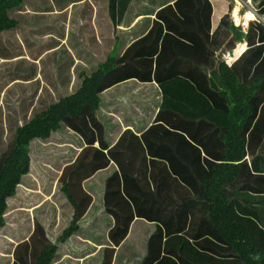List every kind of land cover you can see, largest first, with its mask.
I'll return each instance as SVG.
<instances>
[{"label": "trees", "instance_id": "1", "mask_svg": "<svg viewBox=\"0 0 264 264\" xmlns=\"http://www.w3.org/2000/svg\"><path fill=\"white\" fill-rule=\"evenodd\" d=\"M27 1L0 0V34L4 33L5 36L21 25L11 12L22 8ZM106 1L110 20L118 27L133 0ZM224 2L226 6L225 0H179L175 5H168L158 13L154 27L149 33L129 47L122 57H119L117 49H114L92 75L84 73L85 80L78 92L61 97L58 102L36 113L29 123L17 129L13 150L5 158L4 166L0 169V241L6 237L4 242L12 249L17 244L15 240L19 243L15 246L14 254L0 249V264H59L60 256L64 253V250L59 249L60 245L70 243L72 237L81 233L84 229L81 221L93 204V197L85 190L84 183L110 162L104 151L108 147L105 141L101 149L87 146L84 152L72 161L77 149L71 144H65L67 141H74L70 139L75 138L70 131L85 133L87 128L91 129V120L94 119L95 123L100 124L96 115L101 114V107L104 106L101 102L104 97L102 93L117 83L127 79L142 82L154 80L152 68L156 58L158 61L169 58L171 52L188 46L187 42L200 47L209 41L213 43L215 6H223ZM237 11H234V18L239 22ZM247 14H251L254 19L256 17L252 12ZM254 19H248L247 25ZM193 31H199L203 36L196 35ZM244 36L245 33L237 32L232 44L243 42ZM249 37L252 48L248 53L263 54L264 43L256 45L254 35L250 33ZM240 46H244L240 52L242 54L247 50V45ZM235 56L229 57V61ZM255 58L259 60L261 56L254 55L253 60ZM217 74L222 88L220 89V84L213 80L214 88L224 98L226 105L223 108H218L216 102L186 77L167 75L157 79L163 92V104L157 119H161L163 112L171 111L179 114L181 118L207 120L205 122L210 123L211 127L226 129L225 155L221 162L212 164L211 175L204 180L210 222L219 238L228 246V253L236 256L239 264H264V225L256 219V216L261 221L264 218V178H260L259 182L252 181L251 171L247 169L249 163L245 160L248 155V134L259 117L261 107H264V75L254 78L249 84L240 82L235 71L225 61L220 62ZM141 90L143 91V86ZM142 93H139L136 102H140L141 109L144 110L146 102L142 100ZM158 103L155 101L154 111L157 110ZM101 133L105 139L104 129ZM87 138L90 140L89 135ZM90 141L94 144V139ZM42 142L47 143V146H43ZM48 149H52V152L48 155L42 154L43 150ZM60 154L64 155L63 161ZM50 156H54V161H50ZM45 162L49 164L46 165ZM64 164L67 166L56 182L58 191L55 194L60 198L58 205L52 199H45L48 197L45 192L32 188L37 185L33 176L40 180L52 178L50 181L54 182L58 177V169ZM27 178L32 180V186L28 184ZM239 180H246L253 186L257 184L254 189L260 194L262 207L256 208V211L250 210L238 199L232 200L228 191ZM176 181L177 185H182L178 179ZM24 185L40 197L39 202L36 197L32 201L33 196ZM163 189L178 193V187L172 184L167 187L165 184ZM168 196L173 197L171 194ZM132 198L124 194L122 178L116 171L113 177L108 179L105 195L108 212L115 220V225L108 233L110 245L84 260L85 264H182L183 258L179 257L181 262L178 263L172 257L178 253L170 251V248L167 250L171 253L163 257L162 252L156 250L154 245L149 252L151 241L148 243L146 257L143 256L144 251L138 247H133L128 254L122 251L117 255L116 249L127 238L136 217V210L133 209L136 203L134 194ZM13 201H17L22 207L30 208V213L32 209L31 214L35 222V225L31 224L29 227L24 222H18L17 224L22 226L16 234L11 231L12 218L9 216ZM182 212L189 213L188 210ZM177 223L178 225H174V233L178 234L187 229V217L185 219L180 216ZM101 229L104 227L93 225V231ZM185 247L189 249L187 255L195 249L188 240ZM135 250L140 254L138 258L137 254L131 253ZM89 254L90 251L84 252L85 257ZM64 262L73 264L71 260Z\"/></svg>", "mask_w": 264, "mask_h": 264}, {"label": "crops", "instance_id": "2", "mask_svg": "<svg viewBox=\"0 0 264 264\" xmlns=\"http://www.w3.org/2000/svg\"><path fill=\"white\" fill-rule=\"evenodd\" d=\"M178 1H155L154 6H157L158 3L160 5L158 6L159 10L154 14L152 0H133L121 24L115 27L110 20L112 24L110 29L108 28L104 31L102 26H105L103 22L107 16L100 18V10L98 9L102 4L100 0H93L92 5L94 10L87 17V20L92 17L87 25L83 22L84 10L79 8L78 11L77 8L73 9L67 15H64L59 26L65 32L63 36H58L59 39L51 35L49 30H44L42 33L38 30L37 32L41 34V37L35 36L37 41L35 46L38 52L35 57L31 55L34 58L32 59L31 57L32 60L46 58L47 55L52 53L53 46L57 45L69 51L68 57L70 58V62L64 65L65 68H69L59 71V82L57 86H53L52 88L49 83H46L44 84L42 92L49 93V97L55 99L53 103L58 102L61 97L78 92L85 80L84 73L92 75L98 70L99 65L107 60L114 49H117V55L122 57L129 47L149 33L145 26L141 25L144 21V15H158L162 9L168 7V5H175ZM225 1L227 2L226 6L225 2L223 6H215L212 31V38L215 40L213 43L209 41L206 45L200 47L191 42H187L189 44L188 46L182 47L180 51L175 50L171 52L169 58H163L159 61L156 58L154 68H152V78L154 80L142 82L139 80L134 81L136 79H127L102 93L104 97L101 102L104 106L101 107V114H97L96 117L103 128L100 124L94 122L96 119L93 117L94 120H91V129L87 128L85 133L81 134L70 131L75 137L70 139L74 141H67L65 144L71 143L77 149V154L73 157L72 161H75L87 146L100 148L103 146V141L108 144V147L104 151L106 157L110 159L109 164L96 171L94 176L84 183L85 190L93 197V204L81 221V226L85 225L87 227L92 225V228L81 231V233L76 235L80 237V234H87L92 237L103 233V238L92 237L93 244L97 240L101 242V244L95 247L96 253L110 245L108 233L115 225V220L108 212L109 206L105 203V195L108 179L113 177L117 171L118 175L122 178L124 194L131 199H133L132 194H134L136 203H138L137 205L135 203L133 208L134 211L136 210L135 220L131 224L127 238L116 249L117 255L124 250L130 252L133 247H138L144 251L143 256L146 257L148 255V243L151 241L149 252L151 251L152 245H154L156 250L162 252L163 257L171 253L167 250L170 248V251H176L178 253V255L173 254L174 256H172L178 263L181 262L179 257H182V264H203L199 255L207 254L205 257L209 255L210 257L205 264H239L238 258L229 253L227 258L220 257L221 247L228 248V246L222 242L219 236L216 239L209 237L210 241H204L208 230L205 229L206 235L200 231L198 232L202 228L201 219L198 218V210H203L204 207H207L208 201L207 204H204L200 196L197 195V192L203 190L205 194L204 180L210 177L212 164L221 162L225 155L224 137L226 129L211 127L210 123L205 122L207 120L181 118L179 114L171 111L163 112L161 119H157L163 104V92L157 79L165 78L167 75L183 76L190 79L196 84L199 90L207 94L217 103L218 108H223L226 105L224 98L214 88L213 82L215 80L220 84V89L222 88L220 78L217 74L221 61H225L232 67L240 82L249 84L254 81V74L260 67L262 63L261 59L264 55L257 54L256 52H251L252 54L250 52L248 53L252 48L249 35L250 33L254 35L256 45L262 44L264 39L257 35L254 27L245 28V17L240 16V12L244 14L253 11L252 4L254 5V0H237L240 4L244 5L242 6L237 3L231 13L234 18V11L236 9L238 10L239 22L242 25L239 27L234 23L229 25L230 29L226 28L227 24H224L223 20L229 12V6H232L229 3L233 2V0ZM28 2L29 0L19 10L12 11L11 15L18 20L22 17L31 16L32 13L26 10L29 4ZM244 6L246 7L245 12L243 10ZM146 10H151L152 12L147 13ZM61 13L64 14L62 11ZM50 14L51 12H47L46 16H50ZM154 18L157 20V17ZM220 21H223L221 30L216 34L215 29ZM100 22L101 24L103 23L102 26H99ZM69 24L77 27L81 26L82 29L85 26H89V31L86 28L84 29V33L87 34L92 31L94 43H92L91 36L88 34L89 45L86 43V46L80 47L79 44L82 43L81 39L83 38V33H80L79 36H76V42L73 45L72 40H74L79 28L70 27V30H68ZM19 28H21V25L17 29ZM17 29L13 31L16 32L18 31ZM116 30L118 31L117 35ZM13 31H9L7 34ZM237 32L239 34L245 33L243 42H235L232 44L234 35ZM193 33L203 36L199 31H193ZM20 34L15 39H19L16 42L19 45H23L24 36L23 33ZM6 37V35L3 38L0 36V48L12 43ZM42 37L48 40L46 46L41 43ZM50 38L53 42L50 41ZM204 39L206 38L204 37ZM65 40L68 43H64ZM119 40H123L121 47L116 45ZM244 44L247 45V50L239 56H235L238 47ZM60 50L58 49V51ZM246 53L248 54L245 57ZM232 55L235 57L232 61H229V57ZM254 55H260L261 59L258 60V58H255L253 60ZM25 57L24 55L19 56L17 57L19 59L17 61L25 60ZM244 60L245 62H243ZM141 86H143V91L141 90ZM31 87L33 89L38 88V84L34 83ZM140 92H143L142 100L146 102L144 104V110L141 109L142 105H140V102H136ZM155 101L159 102L156 111H154ZM103 129L105 139L103 138V133H101ZM87 135L90 136V140L94 139V144H91L92 142L87 138ZM247 150L248 155L245 159L249 163L247 169L251 171L252 181L259 182L260 178H264L263 106L261 107L257 121L248 134ZM142 156L146 157L141 158ZM54 159V156H50V161H54ZM60 159L63 161L64 155L60 154ZM45 164L47 165L49 163L45 162ZM65 166L67 164L62 165L58 169L57 180L61 177ZM45 172L47 171L45 170ZM177 179L182 185H177ZM198 182L200 189H197ZM262 183L264 184V181ZM165 184L166 187L171 184L174 187H178V193L166 191L169 188L164 190L163 187ZM256 186L257 184L254 186L237 187L234 190L236 193L235 196H239V202L250 210L261 207L260 194L254 189ZM168 194L173 195V197H169ZM172 206L175 207V211L180 209L181 211L191 210L198 212L193 214L195 220H197L194 224V229L187 228L178 234L174 233L176 232L174 231V225H178L177 221L179 217L177 215L168 217L167 211ZM182 215H187V213L185 214L183 212ZM256 219L260 221L261 225H264V218L261 221L256 216ZM93 225H100L104 229L93 231ZM142 226L147 227V229H141ZM154 234L156 235L154 236ZM72 240L73 237L71 242L74 244L75 241ZM187 240L195 248L193 252L190 251L189 255H187L189 249L185 247ZM202 242H205V245ZM79 244L83 245L82 243ZM71 255L73 257H70ZM64 260H71L73 264L86 263L77 252H70L69 249H64V253L60 256L59 264H65Z\"/></svg>", "mask_w": 264, "mask_h": 264}, {"label": "rangeland", "instance_id": "3", "mask_svg": "<svg viewBox=\"0 0 264 264\" xmlns=\"http://www.w3.org/2000/svg\"><path fill=\"white\" fill-rule=\"evenodd\" d=\"M155 1L158 0H152V9H154V14L157 13L159 10L160 3L155 5ZM101 6L98 10H100V18L107 16V18L104 20L103 23H105V26H102L101 22L99 23V26H102V29L106 31L108 28L111 27V21L109 18L108 13V2L106 0H100ZM28 6L26 10L31 14V16L28 17H22L19 21L21 22V28L17 29L16 32H10V34H5L7 37L6 39L11 40L12 43L10 45H4L2 48H0V169L3 168L5 158L9 155V153L13 150L14 147V140L16 139V131L20 126H23L31 121L36 113L41 112L43 109L47 108L53 101L54 98L49 97V93L42 92L44 84L49 83L50 86H57L58 81V74L60 70H67L68 68H65V63L70 62V58L68 57L69 51L65 50L64 47L61 46H53L52 53L50 55H47L46 58L37 60L34 59L32 56L35 57V55L38 52V49L36 48V39L35 36L41 37V34H38V30L40 33H42L44 30L51 32V35H54L57 39H59L58 36H63L64 32L63 29L59 26V24L62 22V19L64 15H67L69 12H72L73 9H77L79 11V8L84 10V24L87 25L88 21L91 20L89 18L87 20V17L92 14V10H94L93 7V0H29ZM240 4L237 0H233V2L229 3L232 6H229V12L225 15L224 24H227L226 28L230 29L229 25H232L235 23V25L239 26L242 25L240 22H236L235 19L232 16V9L236 4ZM244 5V4H240ZM253 12L256 15L255 19L251 21V25L245 26V28L248 27H254V31L257 33L259 37L264 39V1L261 0H254V5L252 4ZM235 8V7H234ZM248 8V7H247ZM244 12L246 11V7H243ZM242 10V11H243ZM249 10V9H248ZM247 10V11H248ZM61 11L64 13L62 14ZM47 12H51L50 16H46ZM147 13L152 12L151 10H146ZM56 13V14H54ZM231 14V15H230ZM247 13L242 14L240 12V16L245 17ZM22 15V14H21ZM150 15V14H148ZM157 15H151L146 16L144 15V21L141 23V25H144L147 31H150L152 26H154V22L156 21ZM139 20V19H138ZM222 21V22H223ZM259 21V22H258ZM136 22V21H135ZM222 22L220 21L219 24H217L215 33H219L221 30ZM220 25V26H219ZM70 27H75L78 29L77 34L74 37L73 45H75V38L76 36H79L80 33H83V38L81 39V42L79 46H86V43L89 45V36L92 40V43H94V36L93 32L90 31L89 33L85 34L84 29L87 28V31H89V26H85L83 29L81 26H72L71 24L68 25V30H70ZM243 28V27H242ZM16 30V29H15ZM12 31V30H11ZM9 33V32H8ZM23 33L24 36V43L23 45H19L16 41L19 39H15V37H19ZM118 34V31L116 30V35ZM0 36L3 38L4 33L0 34ZM69 36V34H68ZM42 45H47L48 40L45 38H41ZM73 39V38H71ZM50 41L53 42V40ZM57 41V40H56ZM58 43V42H57ZM64 43H68L67 40H65ZM123 43V40H119L116 45L121 47ZM264 43V42H262ZM53 45V43H52ZM51 45V46H52ZM62 48V49H61ZM58 49L60 51H58ZM55 51V52H53ZM48 54V53H47ZM262 54V52H260ZM26 56L25 60L17 59L19 56ZM32 55V56H31ZM247 55V53H246ZM245 55V57H246ZM264 55V53H263ZM249 56V55H248ZM32 57V59H31ZM244 57V58H245ZM15 58V59H13ZM248 58V57H247ZM29 59V60H27ZM264 59V56L261 60ZM28 62V63H27ZM245 62V60L243 61ZM264 74V60L261 63L258 70L255 72L254 78L263 75ZM38 84V88H32V84ZM71 144V143H68ZM43 146H47V143H43ZM52 152V149L43 150L44 155H48V153ZM71 161V160H70ZM55 178V177H54ZM52 178L48 179H39L38 177L33 176V180L36 181L37 185L32 186V180L30 178H27V181L29 182L34 189H38L39 191L45 192V196L47 198L45 199H52V201L60 204V198L55 194L57 189V178L53 182L50 181ZM140 182V181H139ZM35 183V182H34ZM264 185V184H263ZM144 186V185H143ZM243 186H251L246 180H239L231 189H229V194L234 199H239V196H235V188L237 187H243ZM199 182L198 187L199 188ZM24 188L29 191L28 193H31L33 196L32 201L37 199V201H40V197L31 189H29L28 186L24 185ZM200 189V188H199ZM38 191V192H39ZM197 195L200 196V199L204 202V204H207V197L206 194H204L203 190H199L197 192ZM32 203V202H31ZM99 204V203H98ZM97 206V205H96ZM95 206V207H96ZM262 207V204H261ZM198 212L188 211L189 213L187 215H182V211L180 209H177L175 211V207L172 206L167 212L168 217L175 216L180 218V216L184 217L186 219L187 217V228L188 229H194V224L197 222L195 220V217L193 214L198 213V218L201 219V227L198 232H202L204 235H206L205 229L208 230V234L206 235V239L204 241H210V238L216 239L218 237L217 232L215 231V228L213 224L209 220V209L208 204L207 207H204L203 210H198ZM32 213V211H31ZM30 213V208H26V206H23L18 203L17 201H13L11 210L9 212V216L12 218V227L11 231L13 234H16L17 230L22 226L17 224L18 222H24V224L29 227L31 224L34 225V220L32 218V214ZM191 213V214H190ZM14 220V221H13ZM84 228L85 225H82ZM92 228V225L85 227L84 230H89ZM139 229V228H137ZM141 229L146 230L147 227L142 226ZM100 238H103L102 235H98ZM6 237H3V239L0 241V249L4 252H10L11 254H14V249L18 246V241L15 240L17 243L14 246V249H12L10 246L7 247L6 243L4 242ZM75 243L72 242L68 244H62L60 245L59 249H69L71 251L77 252L84 260H88L91 256H94L96 254L97 245L101 244L99 240L95 241L94 244L92 243V237L87 234H80L79 236H75L73 238ZM72 240V241H73ZM154 242V241H152ZM79 243H82L83 245H80ZM203 245H205V242H202ZM141 249V248H140ZM221 253L219 254L221 258H227L229 256L227 247L222 246L221 247ZM90 251L89 256L85 257L84 252ZM103 251V250H102ZM102 253V252H101ZM123 253H127V250H124ZM137 254V258L140 256L139 252L137 250L131 252ZM207 254H200L199 257L202 259V263L205 264L208 262V257H205ZM70 257H73L72 255Z\"/></svg>", "mask_w": 264, "mask_h": 264}, {"label": "clouds", "instance_id": "4", "mask_svg": "<svg viewBox=\"0 0 264 264\" xmlns=\"http://www.w3.org/2000/svg\"><path fill=\"white\" fill-rule=\"evenodd\" d=\"M248 19H254V17L251 16V14H246V19H245V26H247V20ZM244 46H240L238 51H237V56L240 54V52L243 50Z\"/></svg>", "mask_w": 264, "mask_h": 264}, {"label": "bare ground", "instance_id": "5", "mask_svg": "<svg viewBox=\"0 0 264 264\" xmlns=\"http://www.w3.org/2000/svg\"><path fill=\"white\" fill-rule=\"evenodd\" d=\"M251 21H253V20H251ZM251 21H250V22H251ZM258 22H259V21H258ZM250 24H251V23H250Z\"/></svg>", "mask_w": 264, "mask_h": 264}]
</instances>
